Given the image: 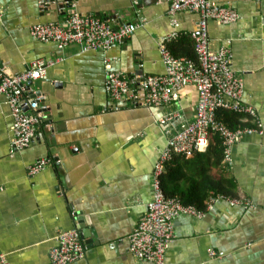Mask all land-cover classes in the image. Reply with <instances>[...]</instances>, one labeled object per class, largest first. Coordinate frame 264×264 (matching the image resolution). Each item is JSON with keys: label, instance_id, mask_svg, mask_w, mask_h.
<instances>
[{"label": "crops", "instance_id": "1", "mask_svg": "<svg viewBox=\"0 0 264 264\" xmlns=\"http://www.w3.org/2000/svg\"><path fill=\"white\" fill-rule=\"evenodd\" d=\"M40 1L0 0V76L25 72L36 61L54 63L31 85L47 111L27 149L12 151L13 117L0 97V264H51L53 239L71 229L85 248L84 259L73 264H151L130 255L128 236L151 202L153 166L166 130L173 134L193 121L198 94L189 85L165 106L114 102L106 91V64L131 80V92L138 91L143 74L164 73L158 47L172 30L171 0H50L44 10ZM211 1L239 15L230 25L208 22L210 49L231 52V68L243 80V101L256 110L262 134L237 143L232 164L222 167L249 206L221 201L201 219L174 220L165 264H264V0ZM68 2L80 15L113 28L120 23L138 28L106 51L78 45L61 50L35 40L30 28L62 21ZM174 19L179 37L169 50L184 57L183 38L192 42L198 15L178 12ZM169 115L179 118L166 127L158 124ZM45 158L56 165L30 176L29 165Z\"/></svg>", "mask_w": 264, "mask_h": 264}, {"label": "built area", "instance_id": "2", "mask_svg": "<svg viewBox=\"0 0 264 264\" xmlns=\"http://www.w3.org/2000/svg\"><path fill=\"white\" fill-rule=\"evenodd\" d=\"M48 1L39 2L42 10ZM70 11L65 12L63 20L48 24L34 25L30 28L31 36L40 42H53L59 49L69 45H78L83 51H106L116 44L128 40L138 26L120 23L113 28L91 15H80L73 10L74 4L68 2ZM190 12L198 15L195 30L190 34L197 55V63L185 57H175L169 50V43L179 37V24L174 19L178 12ZM64 12L63 9L58 13ZM172 30L159 42V52L164 66L160 75L143 74L139 89L131 92L130 79L113 72L106 64L105 86L111 101L129 102V106L159 107L179 100V93L192 85L197 90L195 117L192 122L183 124L171 134L166 133V143L159 151L151 176L152 199L145 214L140 216L128 236V251L135 259L151 264H165L166 251L174 237V220L187 217L201 219L218 202L246 209L249 201L245 198L230 199L211 193L206 211H199L192 206H184L179 200L167 198L161 188V177L174 155L190 156L192 152H204L213 136L221 139L224 162L232 164L234 146L245 137L261 135V124L256 110L243 101L244 85L240 76L231 68V52L228 48L217 51L210 49L208 22L230 25L239 19L238 13L229 5H222L211 0H171L168 10ZM53 62H33L25 72L0 76V97L7 99L13 123L11 126V149L22 151L34 144L37 130L45 119L46 105L32 89L30 83L46 77ZM219 111L231 112L239 116V123L244 125L231 128L217 119ZM178 115H169L158 120L166 127L177 120ZM50 158L34 161L28 167V174L34 176L45 168L56 165ZM55 245L49 251L51 264H73L83 260L85 248L76 229L58 233L53 239ZM214 255L213 252L210 254ZM0 259L3 256L0 255Z\"/></svg>", "mask_w": 264, "mask_h": 264}, {"label": "trees", "instance_id": "3", "mask_svg": "<svg viewBox=\"0 0 264 264\" xmlns=\"http://www.w3.org/2000/svg\"><path fill=\"white\" fill-rule=\"evenodd\" d=\"M183 41L186 48L183 56L197 62L193 42L187 38H183ZM217 119L231 128L244 126L231 112L219 111ZM222 151L221 139L213 136L204 152L194 151L190 156L174 155L161 177L164 195L199 211H206L211 193L215 196L238 199L235 180L222 169L229 167L224 162Z\"/></svg>", "mask_w": 264, "mask_h": 264}, {"label": "water", "instance_id": "4", "mask_svg": "<svg viewBox=\"0 0 264 264\" xmlns=\"http://www.w3.org/2000/svg\"><path fill=\"white\" fill-rule=\"evenodd\" d=\"M114 28H116V27H114ZM29 85H32V83H30Z\"/></svg>", "mask_w": 264, "mask_h": 264}]
</instances>
